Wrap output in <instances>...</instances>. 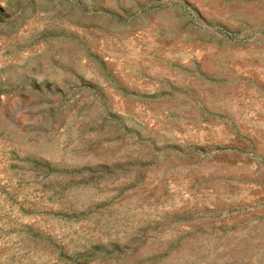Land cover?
Here are the masks:
<instances>
[{"label":"rangeland","instance_id":"1","mask_svg":"<svg viewBox=\"0 0 264 264\" xmlns=\"http://www.w3.org/2000/svg\"><path fill=\"white\" fill-rule=\"evenodd\" d=\"M0 264H264V0H0Z\"/></svg>","mask_w":264,"mask_h":264}]
</instances>
